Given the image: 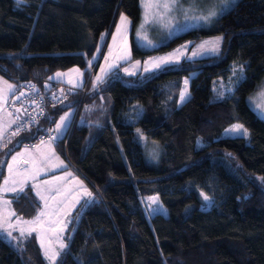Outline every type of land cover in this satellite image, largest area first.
I'll list each match as a JSON object with an SVG mask.
<instances>
[{
    "label": "trees",
    "instance_id": "1",
    "mask_svg": "<svg viewBox=\"0 0 264 264\" xmlns=\"http://www.w3.org/2000/svg\"><path fill=\"white\" fill-rule=\"evenodd\" d=\"M140 11V0H0L3 75L15 83L78 66L87 77L85 95L71 94L47 113L54 126L69 108L82 119L55 145L93 194L57 264H264V119L247 101L264 87V0H239L211 28L188 30L153 50L132 41L131 61L216 35L223 37L219 54L144 76L116 70L92 92L88 61L120 14L135 27ZM235 66L243 77L215 98L214 83L227 81ZM186 77L190 95L179 104ZM46 122L4 141L0 181L15 151L7 147L37 141ZM235 123L246 137L224 135ZM137 128L161 144L158 165L145 162ZM150 195L167 215H147L142 199ZM11 201L27 219L41 207L31 187ZM21 246L0 236V264H48L36 235Z\"/></svg>",
    "mask_w": 264,
    "mask_h": 264
},
{
    "label": "rangeland",
    "instance_id": "2",
    "mask_svg": "<svg viewBox=\"0 0 264 264\" xmlns=\"http://www.w3.org/2000/svg\"><path fill=\"white\" fill-rule=\"evenodd\" d=\"M238 1L239 0H228L226 6L225 0H140L141 11L140 19L137 25L133 27L131 19L126 14L122 13L127 17L129 23L126 24V33L117 35L116 29L117 26L121 23L120 17L122 14H120L116 19L113 29L110 30L105 39H103L99 50L100 52L98 51L96 56L91 59V67L88 66L90 73L92 74L90 90L94 92L101 84L95 81V77L97 75H103V81L106 79L109 73L116 70H121L126 75L140 74L141 76H144L152 72H157L165 68L166 66L176 65L182 60H195L198 58L219 54L222 48L223 37L216 35L206 37L196 45H192V42L186 41L171 50L153 54L144 59L131 61V58L133 56L132 41H135L136 45L143 50L156 49L164 44L169 43V41L175 36L180 35L188 30L211 28L217 18H219L223 13L229 11V9H231ZM157 2L160 4L169 3L171 6L169 9H164L163 7L149 8L147 9L146 15L144 4ZM211 13H215V15H210ZM201 17H209V19L203 20L200 19ZM114 35H117V40L115 42L113 41ZM144 36L147 37V40L143 39ZM218 37L220 38L218 43V50L211 51V42ZM125 40L127 52L129 53L128 59L119 60L118 62H116V66L112 68L107 74L101 73V67L106 66L105 57L109 58V62L114 61L115 57L121 54V49L125 46ZM148 41H151V43H149ZM205 42L209 43L205 44ZM202 44L205 45L203 50L199 48V46ZM110 49H112L111 53ZM194 52H197L198 54L193 55ZM170 56L173 57L171 62L162 65L161 68L153 69L152 71L144 70L145 62L157 61L158 58H167ZM175 57H178V59H176ZM137 61L140 62L138 65L136 64ZM123 64L125 66H122ZM74 68L80 69V71L83 73V76L78 77L76 73H72L70 76L66 77H55V74L58 72L67 73L70 69ZM125 69H127V71ZM241 69V67L235 66L232 69V74L227 81L221 79L214 83L213 90L215 98L222 99L228 93L233 91L237 81L243 77V70L241 71ZM50 77H54L53 80L74 85L78 88L84 86L87 80L84 70L78 66L69 68L67 70L55 71L50 75ZM69 80H72L75 83H69ZM185 80H187V85L184 84L183 91L185 88H187V92H189L190 80L187 77L184 79V81ZM5 81H7V84H11L14 87L9 90L7 88V84L4 83ZM94 83L96 84L95 87ZM0 90H3V99H0V148L5 149V146L3 147L4 141L6 139L8 141L10 140V138H12V136L9 135V129L13 124L14 115L8 109V102L11 98V95L15 92V83L14 81L3 75L1 72ZM247 101L250 107L257 113V115L261 119H264V87L258 90L256 93L248 96ZM85 106H90V104L87 103ZM66 113L68 115L65 120V126L61 129L60 132H57L56 124L60 122V118ZM75 115L76 109L69 108L59 116L55 124V142L49 141L46 143H36L33 146L28 145L27 143H23L20 148H15L17 147L19 142L14 141L15 143L11 144L10 147H7V151L12 150V148L15 149V151L8 158L5 165L4 175L2 176V179L0 181V216L7 217L8 222L14 225H19L20 227L28 228L30 225L25 222L33 221V219L41 212V210H45L50 214L42 218L45 222L46 228L53 227L57 228L58 230L60 227H64V224L67 225L66 227H64L63 232H58L59 241H62L66 245L64 249L59 248L57 233L49 232L46 234V240H51V246L59 251L60 255L69 246V242L74 233V222L77 223L80 220L87 204L93 198V194L91 197L84 195V190L92 193V190L85 178L79 175L74 167L71 166L69 168L72 169H68V166L70 165L69 163L72 164V162L69 159H64V157H62L55 148V144L59 139L65 136L69 127H71L74 122L78 121V123H81L82 119L80 118L79 120H77V116ZM234 125L241 124L235 123L229 126L226 130L231 129ZM243 128L245 129L244 126ZM226 130L224 132L225 136H247L243 135L242 133L230 132ZM136 134L143 145L145 162L153 166L158 165L163 152V148L159 141L148 138L138 128L136 129ZM17 153H23V155L19 157L17 161H13L12 157ZM61 161L63 162L62 164L60 163ZM9 164H12L11 175L8 168ZM57 164H59L60 166L54 167V165ZM62 165H64L68 171H64L63 169H61ZM37 167L47 170L40 171L39 175H36L34 179L28 178L36 171ZM57 177H60L62 179H56ZM6 179L9 180V183L6 187H15L17 191L13 192L3 190L5 187L4 181ZM12 181H16V183L13 184ZM21 181H24L23 185H21ZM45 181H48L49 183L45 184ZM21 186H23L24 189L27 187H31L36 195L37 191H39L40 194L46 198L49 207L45 209L46 201L42 200L40 198V195H37L41 203V207L35 217L27 219L18 215L13 209L11 196L20 193L21 191H19V188ZM205 196L207 195L203 194V197ZM150 197L157 198V202L153 203L149 199ZM208 198L209 199L206 200L207 207H209L212 202L211 198ZM77 199L78 202H76ZM142 200L148 216H153L157 213L167 215L168 211L157 195H150L144 197ZM5 201H7V203H5ZM73 203L75 204L74 207L72 206ZM157 208H159L160 210L156 211ZM56 212H58L59 215H51L52 213ZM50 221H63V223H50ZM8 230L13 232V230L15 229ZM17 231L19 230L17 229ZM0 236L3 237V239L6 240L10 245H12L16 250H21V245L23 242L21 241L20 235L18 237L17 235H14L12 233V237H8L6 232L0 231ZM13 237H15V239H13ZM42 251L44 255L43 248ZM46 261L49 264V261L47 259Z\"/></svg>",
    "mask_w": 264,
    "mask_h": 264
},
{
    "label": "snow or ice",
    "instance_id": "3",
    "mask_svg": "<svg viewBox=\"0 0 264 264\" xmlns=\"http://www.w3.org/2000/svg\"><path fill=\"white\" fill-rule=\"evenodd\" d=\"M227 2H228V0H225L226 6H227ZM16 3H17V5H20V4L26 3V0H16ZM144 6L146 9V15H147V9H149V8L163 7L164 9H169L171 5L169 3L160 4L157 2V3H145ZM210 15H215V13H211ZM200 19L208 20L209 17H201ZM120 20H121V23H120V25L117 26V29H116L117 35L125 34L126 33V24L129 23V21L127 20V17L124 16L123 14L120 17ZM117 35L113 36L114 42L117 40ZM143 39L147 40V37L144 36ZM219 40H220V38L218 37L214 41L211 42L212 43L211 51H217L218 50ZM148 42L151 43V41H148ZM207 43H209V42H205V44H207ZM204 47H205V45H203V44L199 46V48L201 50H203ZM111 51H112V49H110V53H111ZM197 54H198L197 52L193 53V55H197ZM128 56H129V53L127 52L126 40H125V46H124V48L121 49V54L116 56L114 61L109 62V58L105 57L106 66L101 67V73L107 74L112 68H114L116 66V62H118L119 60H127ZM175 58L178 59V57H175ZM172 59H173V57L170 56L167 58H158L157 61L145 62V69L144 70L145 71H152L153 69H159V68H161L162 65L171 62ZM139 63H140L139 61L136 62L137 65ZM91 64H92V61L89 60L88 66L91 67ZM125 70L127 71V69H125ZM241 71H242V69H241ZM72 73H76L78 77L83 76V73L80 71V69L74 68V69H70L69 72H67V73L58 72L55 74V77H66V76H70ZM53 78L54 77H49V79H53ZM103 79H104L103 75H97L95 77V81L98 83H102ZM4 83L7 84V81H5ZM69 83H75V82L72 80H69ZM185 85H187V80H185ZM95 86H96V84L94 83V87ZM13 87H14L13 85L7 84V88L9 90H11ZM21 95H23V93H21ZM187 96H188V92H187V88H185L184 91H182L180 94L181 102H183L187 98ZM0 99H3V90H0ZM67 115L68 114L66 113L64 116H62L60 118V122L56 124V131L57 132H60L61 129L65 126V120L67 118ZM226 131L242 133L243 135H247V129H244L242 125H234L231 129L226 130ZM18 134H19V129L17 130V132L13 133V135H18ZM41 143H44V142L41 141ZM22 155H23V153H17L15 156L12 157V160L17 161L18 158L21 157ZM60 163L62 164L63 162L61 161ZM59 166H60L59 164L54 165V167H59ZM8 168H9V173L11 175L12 164H9ZM42 170H47V169H41V168L37 167L36 171L28 178L34 179L35 176L39 175V172ZM56 179H62V178L57 177ZM261 179H264V178H261ZM12 182H13V184L16 183V181H12ZM8 183H9V180L6 179L4 181V184H5V187L3 189L4 191H13V192L17 191V189L15 187H13V188L6 187L8 185ZM20 183H21V185H23L24 181H21ZM44 183L48 184L49 182L45 181ZM23 190H24V188H23V186H21L19 188V191L22 192ZM37 195H40V198L42 200L46 201L45 209H47L49 207V205L47 203L46 198L43 195H41L39 191H37ZM84 195L91 197L92 193L88 192L87 190H84ZM149 199L153 203L157 202V198H155V197H150ZM204 199L208 200L209 198L207 196H205ZM76 202H78V199ZM5 203H7V201H5ZM60 203H62V202H60ZM72 206L74 207L75 204L73 203ZM159 210H160L159 208L156 209V211H159ZM48 215H50L48 212H46L45 210H41V212L33 219V221L25 222V223H28L30 225L28 228L20 227L19 225H14V224L8 222L7 217L0 216V231L6 232L8 237H12V232L9 231L8 229H18L20 232V235L22 237L26 236V235L31 236L33 233H37L38 238L40 239L41 248L44 249V255H45L46 259L49 261V264H57V258L59 257L60 252L51 246V244H52L51 240H46V234L49 232L57 233V240L59 242V248L64 249L66 247V245L62 241H59L58 232H63L64 227H66L67 225L64 224V227H60L58 230H57V228H53V227H47L46 228L45 222L42 218L45 216H48ZM51 215H59V213L56 212V213H52ZM50 223L62 224L63 221H50ZM32 225H34V226H32ZM13 239H15V237H13Z\"/></svg>",
    "mask_w": 264,
    "mask_h": 264
},
{
    "label": "built area",
    "instance_id": "4",
    "mask_svg": "<svg viewBox=\"0 0 264 264\" xmlns=\"http://www.w3.org/2000/svg\"><path fill=\"white\" fill-rule=\"evenodd\" d=\"M87 88H78L49 78L27 79L15 82V92L8 102V109L14 115V122L9 129L11 136L19 129V134L31 130L40 125L47 116V122L39 133V138L30 145L36 143L54 141L53 117L48 114L50 107L56 106L71 94L87 93ZM23 93V95H21ZM72 125L71 131L73 130ZM18 134V135H19Z\"/></svg>",
    "mask_w": 264,
    "mask_h": 264
},
{
    "label": "crops",
    "instance_id": "5",
    "mask_svg": "<svg viewBox=\"0 0 264 264\" xmlns=\"http://www.w3.org/2000/svg\"><path fill=\"white\" fill-rule=\"evenodd\" d=\"M184 84H185V81H184ZM184 86V85H183ZM183 91V88H182V90H181V92ZM181 92H180V94H181ZM189 93L190 92H188V96H187V98L183 101V102H185L187 99H188V97H189ZM183 102H181V99H180V96H179V104H182ZM54 134H55V126H54ZM46 143V142H45ZM51 143H53V142H51ZM28 145H30L29 143H27ZM31 146H33V145H31ZM56 146V145H55ZM56 148V147H55ZM56 151L60 154V152L58 151V149L56 148ZM61 155V154H60ZM62 156V155H61ZM63 157V156H62ZM65 159V158H64ZM61 169H63L64 171H68L67 169H66V167L64 166V165H62L61 166ZM68 169H72V168H69V166H68ZM63 172V171H62ZM78 174V173H77ZM80 175V174H79ZM35 217V216H34ZM31 219V218H30ZM14 235H17L18 237H19V235H20V233H19V231H17V229H15V230H13V232H12ZM34 235H36V238H37V241H38V243H39V245H40V239L38 238V234L37 233H33ZM26 237H28L27 235L26 236H21L20 235V238H21V241L23 242V240L26 238ZM3 238V237H2ZM40 247H41V245H40ZM42 249V248H41Z\"/></svg>",
    "mask_w": 264,
    "mask_h": 264
},
{
    "label": "clouds",
    "instance_id": "6",
    "mask_svg": "<svg viewBox=\"0 0 264 264\" xmlns=\"http://www.w3.org/2000/svg\"><path fill=\"white\" fill-rule=\"evenodd\" d=\"M75 118V117H74Z\"/></svg>",
    "mask_w": 264,
    "mask_h": 264
}]
</instances>
